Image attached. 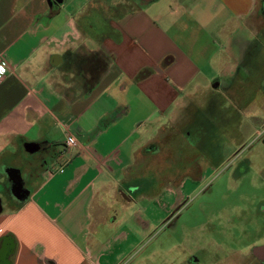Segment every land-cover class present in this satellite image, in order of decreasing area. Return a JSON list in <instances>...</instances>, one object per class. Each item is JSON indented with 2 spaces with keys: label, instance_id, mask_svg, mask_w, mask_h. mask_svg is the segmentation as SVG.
<instances>
[{
  "label": "crops",
  "instance_id": "obj_1",
  "mask_svg": "<svg viewBox=\"0 0 264 264\" xmlns=\"http://www.w3.org/2000/svg\"><path fill=\"white\" fill-rule=\"evenodd\" d=\"M259 33L264 0H0V264H144L113 255L169 223L163 192L184 180L151 185L171 179L157 169L176 113L216 91L239 65L238 40ZM63 125L79 143L68 151ZM196 250L205 244L179 264H198Z\"/></svg>",
  "mask_w": 264,
  "mask_h": 264
},
{
  "label": "rangeland",
  "instance_id": "obj_2",
  "mask_svg": "<svg viewBox=\"0 0 264 264\" xmlns=\"http://www.w3.org/2000/svg\"><path fill=\"white\" fill-rule=\"evenodd\" d=\"M245 38L238 40L239 65L217 81L218 89L176 113L169 167L157 169L171 179L151 185L162 191L184 180L182 189L174 184L175 192H163L169 223L133 247L119 246L116 260L126 252L128 259L147 257L144 264H179L192 246L205 244L192 254L198 264H231L238 256L252 260L250 249L264 243V34ZM24 180L33 189L36 177L26 174ZM138 181L146 192L149 178Z\"/></svg>",
  "mask_w": 264,
  "mask_h": 264
},
{
  "label": "water",
  "instance_id": "obj_3",
  "mask_svg": "<svg viewBox=\"0 0 264 264\" xmlns=\"http://www.w3.org/2000/svg\"><path fill=\"white\" fill-rule=\"evenodd\" d=\"M55 4L60 3L62 0H53ZM24 148L27 152L33 153L39 150L40 146L37 143H26ZM5 173L11 182V195L17 200H22L28 195V190L23 188L20 172L16 168H6ZM1 199H0V212H1Z\"/></svg>",
  "mask_w": 264,
  "mask_h": 264
},
{
  "label": "flooded vegetation",
  "instance_id": "obj_4",
  "mask_svg": "<svg viewBox=\"0 0 264 264\" xmlns=\"http://www.w3.org/2000/svg\"><path fill=\"white\" fill-rule=\"evenodd\" d=\"M263 142H264V138H263ZM179 175L180 174H178L177 176ZM8 191H9V188H8ZM250 254L252 255V260H248L247 258L243 256H238L237 258H234L235 259L234 264H253L254 261L257 264H264V243H261L260 245L252 247L250 249Z\"/></svg>",
  "mask_w": 264,
  "mask_h": 264
},
{
  "label": "built area",
  "instance_id": "obj_5",
  "mask_svg": "<svg viewBox=\"0 0 264 264\" xmlns=\"http://www.w3.org/2000/svg\"><path fill=\"white\" fill-rule=\"evenodd\" d=\"M5 72H6V66L4 64H0V80L2 79ZM62 128H63V131L65 132L64 151H68L73 147H77L79 143L75 135L71 133L70 130L68 129V126L63 125Z\"/></svg>",
  "mask_w": 264,
  "mask_h": 264
}]
</instances>
